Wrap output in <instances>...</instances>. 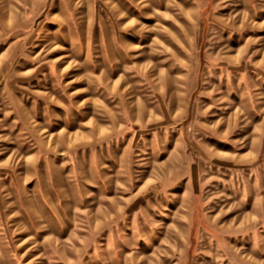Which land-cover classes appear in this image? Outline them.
<instances>
[{"label":"rangeland","instance_id":"obj_1","mask_svg":"<svg viewBox=\"0 0 264 264\" xmlns=\"http://www.w3.org/2000/svg\"><path fill=\"white\" fill-rule=\"evenodd\" d=\"M0 264H264V0H0Z\"/></svg>","mask_w":264,"mask_h":264}]
</instances>
